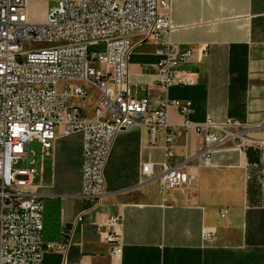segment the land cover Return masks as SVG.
I'll return each instance as SVG.
<instances>
[{"label":"crops","instance_id":"crops-1","mask_svg":"<svg viewBox=\"0 0 264 264\" xmlns=\"http://www.w3.org/2000/svg\"><path fill=\"white\" fill-rule=\"evenodd\" d=\"M169 20L170 40L192 52L186 66L196 83L159 87L152 65L156 45L139 34L131 36L127 81L131 97H145L149 104L190 102L185 116L166 107L167 123L177 127L168 144L172 155L163 156L162 127L152 134L139 124L118 131L104 167L106 195L78 220L86 205L79 196L82 137L78 133L75 181L56 189V144L75 133L59 136L48 156L53 180L39 190L43 201L58 205L44 209L43 237L58 242L66 232L70 243L63 254L45 252L41 264H264V0H170ZM96 97V88L88 85L84 99L73 96L68 103L90 117ZM206 116L237 119L257 156L248 160L244 149L231 148L229 141L201 155L200 135L182 124ZM163 161L183 164L189 184L162 194L158 180L144 181L141 165L148 163L156 175ZM111 215L117 220L107 224ZM202 228L212 236L201 239ZM106 232L120 240L116 259L109 256Z\"/></svg>","mask_w":264,"mask_h":264},{"label":"built area","instance_id":"built-area-1","mask_svg":"<svg viewBox=\"0 0 264 264\" xmlns=\"http://www.w3.org/2000/svg\"><path fill=\"white\" fill-rule=\"evenodd\" d=\"M28 1L0 0V264H41L45 252L63 254L69 246L66 232L58 242L43 237L44 204L39 190L47 186L42 181L44 158L59 136L80 133L82 137L79 196L86 205L78 220L106 195L104 167L118 131L139 124L152 134L162 127L163 156L172 155L168 144L177 127L167 123L166 107L173 105L185 116L190 102L163 99L149 104L145 97H131L127 63L134 46L132 34L150 38L156 45L152 65L159 87L196 83L186 66L191 50L179 48L169 38L170 0H40L53 3L44 21L29 19ZM98 44L102 50L89 49ZM92 60L98 66L90 65ZM88 85L97 90L90 117L68 103L73 96L84 99ZM182 126L200 135L204 156L226 141L238 150L248 142L242 123L232 117L214 121L206 116L199 123L184 120ZM34 140L40 144L39 166L32 159L26 166L13 168L29 152L34 155L28 151ZM161 167L153 175L149 164L143 163L140 171L144 181L158 180L162 194L189 184L183 164L163 161ZM36 175L38 182H34ZM116 220L111 215L106 223ZM211 236V230H200L201 239ZM104 238L110 258H118L119 238L108 232Z\"/></svg>","mask_w":264,"mask_h":264},{"label":"rangeland","instance_id":"rangeland-1","mask_svg":"<svg viewBox=\"0 0 264 264\" xmlns=\"http://www.w3.org/2000/svg\"><path fill=\"white\" fill-rule=\"evenodd\" d=\"M53 5L52 2L40 1V0H30L27 3L29 19L34 21H44L47 10ZM42 43H34L35 45H41ZM90 50L99 51L102 50V44L92 45L89 47ZM90 65L98 66L96 61H91ZM28 151H33L34 155L29 152L27 157L23 160L19 159L13 164V168H20L26 166L30 160L34 159V165L36 167L40 164V144L34 140L29 144ZM79 153V134L75 133L65 141V143H57L55 151V177L57 179L56 189L63 188L65 186L72 185L75 181L74 163L78 159ZM53 159L51 157L44 158V172L42 174V181L45 183H50L53 180ZM40 181V176L36 175L34 182ZM67 186V187H68Z\"/></svg>","mask_w":264,"mask_h":264},{"label":"trees","instance_id":"trees-1","mask_svg":"<svg viewBox=\"0 0 264 264\" xmlns=\"http://www.w3.org/2000/svg\"><path fill=\"white\" fill-rule=\"evenodd\" d=\"M244 151H245V154H246L248 160H251V155H252V154H253L254 156H255V155L257 156V152H258L256 148H254V147H252V146H250V145H246L245 148H244ZM255 159H256V158H255ZM49 203L52 204L55 208H56V206H58L57 203L54 202V200H49V199L46 198V199H44V201H43L44 209L47 208V206H48Z\"/></svg>","mask_w":264,"mask_h":264}]
</instances>
